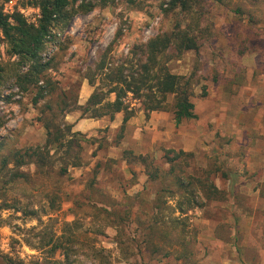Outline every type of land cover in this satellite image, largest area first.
<instances>
[{
	"label": "rangeland",
	"instance_id": "obj_1",
	"mask_svg": "<svg viewBox=\"0 0 264 264\" xmlns=\"http://www.w3.org/2000/svg\"><path fill=\"white\" fill-rule=\"evenodd\" d=\"M169 2L116 0L77 14L67 26L56 29L58 38L42 51L43 61L52 60L47 74L55 90L39 106L32 103L35 88L25 92L16 85L18 57L11 56L0 30V66L4 68L0 72V165L10 151L45 145L46 129L38 117L41 107L54 100L70 105L60 120L86 139L80 142L83 165L68 166L66 174L59 170L65 165L61 158L70 160L66 148L56 147L46 154L45 166L34 157L22 167L10 163L3 170L0 264H10L7 257L33 264H64L60 250L54 254L48 247L37 250L30 245L38 244L42 233L63 242L72 238L66 243L74 246L69 250V264H98L95 248H104L106 259L101 260L106 264H264V0H196L192 13L170 10ZM0 4L4 12L18 11L37 24L40 8L29 0H0ZM178 22L183 27L191 25L199 47L180 55L167 52L161 63L174 74L192 76L197 118L176 126L172 95L166 101L170 108L146 113L132 92L125 101L135 117L144 119L133 127L126 124L122 137L123 112L113 121L108 116L83 115L80 106L95 89L106 92L112 86L107 73L121 68L126 75H136L146 59L144 44L171 32ZM103 61L106 68L99 69ZM149 121L156 127H147ZM136 134L143 138L137 145ZM167 149L191 152L185 161L186 173L210 172L221 191L219 197L180 214L174 209L178 196L167 195L170 208L154 210L161 227L153 230L147 227L153 212L147 203L135 208V202L121 229L105 221L104 215L94 214L87 204L90 200L121 202L141 192L148 203L152 201L160 183L151 182L145 167L127 159L124 151L150 154L154 164L167 171ZM17 171L23 176L14 178ZM92 180L96 184L89 188ZM136 211L142 213L145 225L136 222ZM177 217L186 218L182 231L186 244L176 243L180 223L178 227L168 223ZM166 231L171 238H160Z\"/></svg>",
	"mask_w": 264,
	"mask_h": 264
},
{
	"label": "trees",
	"instance_id": "obj_2",
	"mask_svg": "<svg viewBox=\"0 0 264 264\" xmlns=\"http://www.w3.org/2000/svg\"><path fill=\"white\" fill-rule=\"evenodd\" d=\"M116 0H29V4L36 5L40 8V17L37 24L30 23L18 11L13 14L4 12L2 4H0V30L9 46L11 56L18 57L19 68L14 73L16 85L23 91H30L35 88V96L32 103L39 106L41 99L50 96L54 92L53 82L48 78V69L51 67V58L43 61L42 51L45 49L48 42L55 41L58 38V33L55 30L64 28L70 21L80 13H88L98 6H108ZM129 3H134L136 0H127ZM196 0H170V10L181 9L183 12L192 13L193 3ZM197 37L192 33L191 25L183 27L181 23H176L174 28L169 33L159 34L151 38L144 44L146 59L139 64V70L136 75H126L123 69L119 68L115 73H107L110 88L106 91H99L97 88L88 98L84 106H80L83 115L89 118H103L108 116L113 121L117 114L123 112L124 117L122 124L119 126L120 137L123 136L125 127L130 118L135 115V110L131 108L125 101V96L128 92H132L136 98L141 99V104L146 113H151L157 110H165L170 108L167 104V97L173 96L171 111L176 126H179L183 121L197 118L194 112L195 105L192 101L193 95V78L185 75L174 74L164 66L161 61L167 52H176L180 55L186 51L197 50ZM27 67L24 71L21 68ZM106 64L103 61L99 69H105ZM20 69V70H19ZM4 68L0 66V72ZM1 76V74H0ZM1 81V79H0ZM45 82V84H40ZM93 83L94 81H90ZM114 94L113 100L108 99L106 95ZM63 96H67L63 93ZM41 107V106H40ZM70 105L63 99L54 100L52 103H46L41 107V112L38 120L41 121L46 129V143L44 146L28 147L26 149L10 151V154L3 155L0 165V176L10 163H15V167H22L29 160L38 157L43 166L46 165L45 156L50 155V148L58 149L66 148L65 154L67 158H61L62 164L60 173L66 174L68 166H82V157L79 152L82 149L81 141H86L84 134L80 131L74 132L72 125L62 123L60 116L69 111ZM148 115V114H147ZM78 147V150H75ZM169 152H175L174 156H169ZM124 155L127 159L132 158L141 163L151 182H159L160 185L154 195L152 201L146 199L143 193H139L134 198L126 197L121 202H105L90 200L87 204L94 210L95 215H104L105 221L109 224L117 225L122 228V224L126 218L132 214L134 203L137 202L135 208H139L141 204L147 203L152 209V222L147 225L151 230L161 227L159 223L158 213L154 210L167 209L170 206L167 204L168 196H178L174 206L180 214H186L188 210L195 207H202L206 202L216 199L221 194L214 182L210 178V172L205 171L203 176L192 175L186 173L185 161L192 157L191 152L183 150L175 151L167 149L164 155L165 161L169 164V169L166 171L160 165H155L150 154H135L132 150H125ZM185 166V167H184ZM13 177H22L23 173L17 171L12 174ZM11 175V176H12ZM96 181L92 180L88 184L89 188H93ZM96 192L95 190L93 191ZM98 194L104 195L103 190H99ZM124 202V203H123ZM118 204H122L118 208ZM130 205V206H129ZM121 208H124L123 210ZM32 214L37 212L31 211ZM126 213V214H125ZM139 211L135 212V219L138 225H145V221L141 220ZM115 223V224H114ZM168 223L178 227L180 223L181 234L176 239L178 244H186L182 231L186 229V218H174ZM170 235V236H169ZM160 238H171L169 231L159 234ZM165 236V237H164ZM38 244H30L37 250H42L48 247L54 254L60 250L65 256V263L69 264V250L74 248L73 245L68 246L66 243L73 241L68 238L66 242L60 239H55L52 235L42 233L39 236ZM148 238L146 241H149ZM118 244H122L119 236L116 239ZM67 245V246H66ZM104 248L93 249L95 259H100L98 264H106L101 259H106L103 255ZM1 252V251H0ZM169 250L166 255H169ZM10 264H33L20 259L7 257ZM102 261V262H101ZM34 264H42L35 262Z\"/></svg>",
	"mask_w": 264,
	"mask_h": 264
},
{
	"label": "crops",
	"instance_id": "obj_3",
	"mask_svg": "<svg viewBox=\"0 0 264 264\" xmlns=\"http://www.w3.org/2000/svg\"><path fill=\"white\" fill-rule=\"evenodd\" d=\"M118 115H120V114H118ZM119 117V116H118ZM140 119H142V120H140ZM143 119H144V116H142V115H139V116H137V117H135V116H133L132 118H130L129 119V121L127 122V125H130V127H133L136 123L138 124V122H139V120L140 121H142L143 122ZM85 123H87V121L85 122ZM149 123V124H148ZM141 123H139V125H140ZM146 124H148V126L147 127H150V124H152V126L155 128L156 127V123L155 122H153V121H149V122H146ZM94 125H96V123L94 124ZM139 133V132H138ZM166 137H168V136H166ZM135 144L137 145V144H139V143H141V141L143 140V138H142V136H140L139 134H136L135 135ZM155 140V139H154ZM135 147V146H134ZM136 148V147H135Z\"/></svg>",
	"mask_w": 264,
	"mask_h": 264
},
{
	"label": "built area",
	"instance_id": "obj_4",
	"mask_svg": "<svg viewBox=\"0 0 264 264\" xmlns=\"http://www.w3.org/2000/svg\"><path fill=\"white\" fill-rule=\"evenodd\" d=\"M43 58H44V56H43Z\"/></svg>",
	"mask_w": 264,
	"mask_h": 264
}]
</instances>
